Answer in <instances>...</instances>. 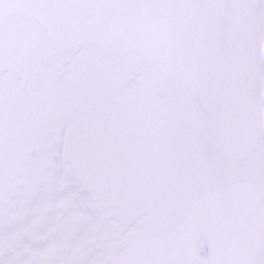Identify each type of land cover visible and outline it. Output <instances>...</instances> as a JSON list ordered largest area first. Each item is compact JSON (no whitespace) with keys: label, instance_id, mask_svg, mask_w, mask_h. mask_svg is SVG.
Returning <instances> with one entry per match:
<instances>
[{"label":"snow or ice","instance_id":"1","mask_svg":"<svg viewBox=\"0 0 264 264\" xmlns=\"http://www.w3.org/2000/svg\"><path fill=\"white\" fill-rule=\"evenodd\" d=\"M0 264H264V0H0Z\"/></svg>","mask_w":264,"mask_h":264}]
</instances>
